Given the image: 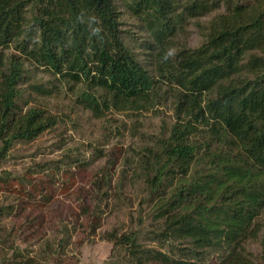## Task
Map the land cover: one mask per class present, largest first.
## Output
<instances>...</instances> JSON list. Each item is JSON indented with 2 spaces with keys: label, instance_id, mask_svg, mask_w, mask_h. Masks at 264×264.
I'll return each instance as SVG.
<instances>
[{
  "label": "trees",
  "instance_id": "16d2710c",
  "mask_svg": "<svg viewBox=\"0 0 264 264\" xmlns=\"http://www.w3.org/2000/svg\"><path fill=\"white\" fill-rule=\"evenodd\" d=\"M28 1L0 0V47L7 48L15 40L17 51L25 56L6 57L0 51V160L13 142L31 141L56 123L45 110L23 111L17 103L27 60L93 86L95 93L83 91L78 98L94 115L102 113V108L138 106L141 99L146 104L154 98L153 79L173 85L170 91L178 123L166 145L176 167L171 174L184 175L207 155L206 165L212 162L216 174L211 180L195 181L189 186L192 190L181 186L158 208L159 217H165L162 237L186 241L190 257L174 258L143 247L136 241L137 234H131L117 239L127 251L126 264H211L204 256L212 246L225 253L219 264H254L240 244L248 233L247 237L256 236L249 227L261 199L257 188L264 186V0L245 5L219 0L224 11L210 22L205 43L192 51L180 50L168 60L163 59L167 52L162 44L177 26L172 22L182 12L194 17L208 11L207 0H186L181 11L175 0H129L128 11L145 23L144 30L157 44L154 56L160 73L156 79L125 47L115 0H55L54 7L48 1L34 19L39 34L34 43L27 32L19 31ZM197 131L205 134L198 148L205 147L206 156L196 157L191 136ZM159 182L160 176L154 184ZM214 187L218 188L212 194L216 205L199 202L191 212L187 210L189 201Z\"/></svg>",
  "mask_w": 264,
  "mask_h": 264
},
{
  "label": "rangeland",
  "instance_id": "374dc122",
  "mask_svg": "<svg viewBox=\"0 0 264 264\" xmlns=\"http://www.w3.org/2000/svg\"><path fill=\"white\" fill-rule=\"evenodd\" d=\"M48 1L54 7L55 0H29L25 6L19 31L27 32L32 43L39 36L34 19ZM185 1L175 0L178 11ZM235 1L244 5L251 2ZM206 2L208 11L194 17L182 12L181 18L172 22L176 28L169 25L172 34L162 44L166 52L172 50L175 55L205 43L210 22L224 11L221 1ZM127 7L129 0H115L120 37L143 69L156 79L160 73L154 56L157 44L144 30L145 23ZM17 46L13 40L0 51L6 57L14 54L25 58ZM27 61L18 83L21 91L17 103L23 111L31 107L45 110L56 123L31 141L13 142L0 160V264H126L127 251L117 239L131 234H137L136 241L143 247L174 258L189 256L186 241L162 237L165 217H159L158 208L181 186L190 188L195 181L199 184L213 179L216 173L212 162L206 165L210 159L207 155L184 175L171 174L176 167L169 160L171 151H166V145L171 142L172 127L178 123L170 91L173 85L153 79L154 98L146 104L141 99L138 106L102 108V113L94 115L78 98L83 91L95 93L93 86L54 74L33 59ZM244 64L245 59L240 65ZM204 135L197 131L191 136L197 146L196 157L207 151L198 148ZM159 176L162 182L155 185ZM262 188H257L261 199L249 227V232L256 230V236L247 237L248 233L240 244L254 264H264ZM200 189L198 185V193ZM217 190H206L202 198L189 201L187 210L191 212L199 202L208 207L216 205L212 194ZM217 248L205 250L204 258L211 264H219L225 254Z\"/></svg>",
  "mask_w": 264,
  "mask_h": 264
},
{
  "label": "clouds",
  "instance_id": "9594fccd",
  "mask_svg": "<svg viewBox=\"0 0 264 264\" xmlns=\"http://www.w3.org/2000/svg\"><path fill=\"white\" fill-rule=\"evenodd\" d=\"M174 55V52L172 50H169L163 57L164 60H168L170 57Z\"/></svg>",
  "mask_w": 264,
  "mask_h": 264
}]
</instances>
